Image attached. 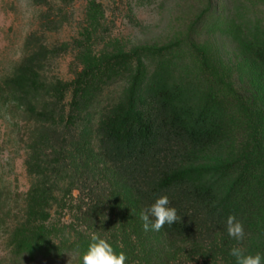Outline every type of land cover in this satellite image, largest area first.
<instances>
[{
  "label": "trees",
  "instance_id": "trees-1",
  "mask_svg": "<svg viewBox=\"0 0 264 264\" xmlns=\"http://www.w3.org/2000/svg\"><path fill=\"white\" fill-rule=\"evenodd\" d=\"M36 1L47 9L45 30H56L55 0ZM202 1L206 7L174 40L104 55L70 82L47 77L61 51L34 33L22 61L0 83V101H15L34 123L38 143L50 144L56 180L49 195L82 133L94 138L93 159L112 172L134 216L169 198L180 219L158 233L170 246L264 243V0H230L223 19L244 59L237 83L196 40L215 8L214 0ZM82 191L86 214L103 222L104 192L92 184ZM229 216L244 225L242 240L228 236ZM181 263L188 264H174Z\"/></svg>",
  "mask_w": 264,
  "mask_h": 264
},
{
  "label": "rangeland",
  "instance_id": "rangeland-1",
  "mask_svg": "<svg viewBox=\"0 0 264 264\" xmlns=\"http://www.w3.org/2000/svg\"><path fill=\"white\" fill-rule=\"evenodd\" d=\"M230 6V0H214V11L196 40L208 48L213 65L237 83L244 59L231 28L223 24ZM205 7L202 0H75L66 5L55 0L51 18L58 28L45 30L47 9L36 0H0V83L22 61L27 39L34 33L61 51L47 77L70 82L104 55L174 40ZM81 135L67 151L68 167L51 196L48 190L56 179L50 175V144L38 143L34 123L15 101L1 99L0 264H82L96 234L117 254L125 253L126 264H237L230 254L233 248L244 255L264 254L263 242L172 247L160 233L145 232L140 217L118 196L112 172L93 159L94 138ZM91 184L105 194L103 222L86 214L87 193L82 188Z\"/></svg>",
  "mask_w": 264,
  "mask_h": 264
},
{
  "label": "clouds",
  "instance_id": "clouds-1",
  "mask_svg": "<svg viewBox=\"0 0 264 264\" xmlns=\"http://www.w3.org/2000/svg\"><path fill=\"white\" fill-rule=\"evenodd\" d=\"M169 204V198L162 196L140 213L145 232H158L165 225L172 226L179 221L177 209L170 207ZM227 234L237 241L245 236L244 225L235 216H229L227 219ZM91 240L83 255L82 264H126V254L123 252L117 254L113 246L99 234L93 235ZM230 254L236 259L237 264H264V254L244 255L239 248H233Z\"/></svg>",
  "mask_w": 264,
  "mask_h": 264
}]
</instances>
